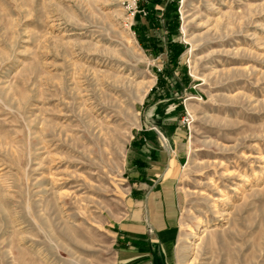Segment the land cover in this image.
I'll return each instance as SVG.
<instances>
[{
  "label": "rangeland",
  "instance_id": "rangeland-1",
  "mask_svg": "<svg viewBox=\"0 0 264 264\" xmlns=\"http://www.w3.org/2000/svg\"><path fill=\"white\" fill-rule=\"evenodd\" d=\"M126 7L0 0V264H117L133 157L176 128L172 264H264V0Z\"/></svg>",
  "mask_w": 264,
  "mask_h": 264
},
{
  "label": "crops",
  "instance_id": "crops-1",
  "mask_svg": "<svg viewBox=\"0 0 264 264\" xmlns=\"http://www.w3.org/2000/svg\"><path fill=\"white\" fill-rule=\"evenodd\" d=\"M161 136L175 150V158L169 159L157 134L151 139L152 156L133 157L137 176L114 242L117 264H172L181 206L173 170L183 134L176 128L169 137Z\"/></svg>",
  "mask_w": 264,
  "mask_h": 264
},
{
  "label": "built area",
  "instance_id": "built-area-1",
  "mask_svg": "<svg viewBox=\"0 0 264 264\" xmlns=\"http://www.w3.org/2000/svg\"><path fill=\"white\" fill-rule=\"evenodd\" d=\"M126 2V9L129 11L134 12L135 8L139 5V3L144 2L145 0H124ZM182 124L187 125L188 124V119L183 118L182 119Z\"/></svg>",
  "mask_w": 264,
  "mask_h": 264
}]
</instances>
